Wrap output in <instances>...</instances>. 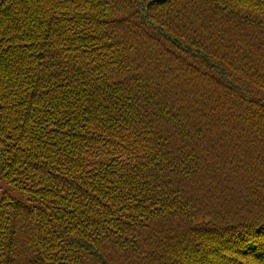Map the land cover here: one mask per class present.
I'll return each mask as SVG.
<instances>
[{
	"label": "trees",
	"instance_id": "obj_1",
	"mask_svg": "<svg viewBox=\"0 0 264 264\" xmlns=\"http://www.w3.org/2000/svg\"><path fill=\"white\" fill-rule=\"evenodd\" d=\"M0 264H264V0H0Z\"/></svg>",
	"mask_w": 264,
	"mask_h": 264
},
{
	"label": "rangeland",
	"instance_id": "obj_2",
	"mask_svg": "<svg viewBox=\"0 0 264 264\" xmlns=\"http://www.w3.org/2000/svg\"><path fill=\"white\" fill-rule=\"evenodd\" d=\"M4 191H8L11 196L25 200V197L20 192L10 190L4 179L0 176V199Z\"/></svg>",
	"mask_w": 264,
	"mask_h": 264
}]
</instances>
